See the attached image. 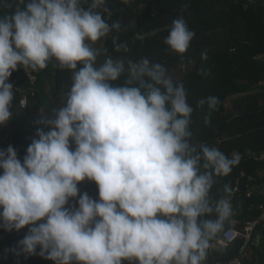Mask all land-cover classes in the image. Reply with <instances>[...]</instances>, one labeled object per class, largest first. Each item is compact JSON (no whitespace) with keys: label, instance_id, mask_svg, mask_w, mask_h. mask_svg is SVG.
<instances>
[{"label":"clouds","instance_id":"9594fccd","mask_svg":"<svg viewBox=\"0 0 264 264\" xmlns=\"http://www.w3.org/2000/svg\"><path fill=\"white\" fill-rule=\"evenodd\" d=\"M86 2L18 0L0 15V125L12 117L8 81L18 66L72 72L64 105L51 116L41 109L23 161L11 145L0 150V228L28 229L10 251L54 264H204L233 215L229 186L215 201L211 190L240 158L192 142L194 109L162 64L109 57L97 66L93 45L121 25L104 18L106 0ZM194 36L181 17L164 43L183 55ZM116 40L117 52L128 51ZM218 103L208 96L198 106ZM85 180L98 198L80 193Z\"/></svg>","mask_w":264,"mask_h":264},{"label":"trees","instance_id":"16d2710c","mask_svg":"<svg viewBox=\"0 0 264 264\" xmlns=\"http://www.w3.org/2000/svg\"><path fill=\"white\" fill-rule=\"evenodd\" d=\"M17 3L18 0H8L11 7L0 6V15L13 12ZM89 3L87 0L83 6L87 7ZM106 6L111 12L110 17L104 14L106 21L121 25L119 32L113 31L102 38L103 45L112 55L126 63L127 60L138 61L146 57L152 63L162 64L168 74H180L174 83H183L188 103L194 109L190 125L194 144L215 147L222 141L219 150L226 156L236 148L264 151V5L247 7L246 0H128L127 3L106 0ZM181 17L195 33L183 55L173 52L164 43L172 22ZM113 37H117L116 43L126 44L128 51L117 52ZM93 47L99 52L98 45ZM202 53L207 54L206 59L202 58ZM200 69L207 75L200 74ZM15 75L20 77L21 91H27L29 95L33 91L35 96H30L29 108L21 110L20 92L14 94L10 109L12 117L0 125V139L10 135L11 146L22 162L28 146L36 138L38 112L43 109L51 116L53 109L58 110L64 105L72 84V72L50 63L47 68L32 73L36 76L34 82L22 67L18 66L11 77ZM125 79L126 74L114 83L123 84ZM208 96L219 100L217 108L211 112L207 104L198 106V101ZM237 97L232 105L234 110L227 108V100ZM206 116H209V124L204 123ZM7 148L0 146V150ZM259 168L264 170V166L248 163L235 165L229 175L216 178L211 196L215 199L224 196L225 185L232 194L242 170L257 175ZM245 183L247 179L243 180ZM259 186H264V174ZM78 187L81 194L87 192L93 199L98 198L94 182L85 180ZM77 200H70L71 205L78 207ZM237 206L242 221L256 219L263 214L264 196L239 198ZM27 230L25 227L19 232H8L0 228V264H54L38 254L28 257L13 255L10 249L17 246ZM256 236L261 237V242L251 246V258L246 264H264V222L257 227ZM243 243L241 239L230 247H222L225 259L238 255Z\"/></svg>","mask_w":264,"mask_h":264},{"label":"built area","instance_id":"2783aa9c","mask_svg":"<svg viewBox=\"0 0 264 264\" xmlns=\"http://www.w3.org/2000/svg\"><path fill=\"white\" fill-rule=\"evenodd\" d=\"M247 6H256V5H263L264 0H246ZM13 85L14 94L16 92H20V99H19V107L21 110H27L30 104V96L34 97L35 93L32 91L29 95L27 91H21L20 87V77L15 75L9 78V81ZM13 144V140L10 136H5L4 138L0 139V146L9 147ZM220 146V143L218 144ZM234 156H238L240 160H245L248 162H256L261 163L264 162V152L257 153L251 149L241 150L236 149L232 151L228 157L233 158ZM243 176H247L249 183L251 184L250 187L258 182L256 176L247 174L245 172L242 173ZM264 189V186H263ZM240 182L236 188L237 192H240ZM250 196V193H248ZM69 204H72V201H69ZM264 221V217L258 218L256 220H248L243 223L242 228L238 227L239 221L232 219L229 220V227L224 229L221 234V243L225 245H231L238 241L239 238H244V243L239 249L238 255L235 257L230 258L227 261L224 260H214L209 261L208 259L205 260L204 264H244V259L249 255V248L255 243L254 233L256 228L262 224Z\"/></svg>","mask_w":264,"mask_h":264},{"label":"crops","instance_id":"0c3cea01","mask_svg":"<svg viewBox=\"0 0 264 264\" xmlns=\"http://www.w3.org/2000/svg\"><path fill=\"white\" fill-rule=\"evenodd\" d=\"M263 5H264V2H263ZM246 6H247V2H246ZM256 6H261V5H256ZM248 7V6H247ZM250 7V6H249ZM29 76H30V78L32 79V81L34 82L35 80H36V76H33L32 75V73H30L29 74ZM262 85H264V81L262 82ZM243 95H241V96H239V97H242ZM239 97H237V98H231V99H229V100H227V102H226V106H227V108H229L230 110H234V106H232V105H234V100H236V99H238ZM30 102H32V100H30ZM30 105V104H29ZM40 112H38V114H39ZM22 117H24L25 115L24 114H22L21 115ZM8 136H10V135H8ZM220 143V146H218V144ZM222 146V141H219L217 144H215V147L216 148H220ZM236 149H239V148H236ZM236 149H234V150H236ZM247 149H250V148H247ZM234 150H232V151H234ZM244 150H246V149H244ZM252 150V149H251ZM231 151V152H232ZM254 151V150H253ZM230 152V153H231ZM255 152H257V151H255ZM264 152V151H263ZM263 152H257V153H263ZM229 153V154H230ZM228 154V155H229ZM227 155V156H228ZM240 163H248V164H251V165H255V166H259V167H263L264 166V162H261V163H256V162H248V161H245V160H240L239 161V163L237 164V165H240ZM243 172H245V173H247V174H251V173H249L248 171H246V170H242L241 172H240V176H239V178L237 179V182H236V185H235V187H234V190H232V194H231V196H230V200H231V204H232V208H233V215H232V219H235V220H237V221H239V224H238V227H240V228H242V226H243V223L245 222V221H242L240 218H239V215H240V213H239V209H238V206H237V203H238V200H239V198H243V197H247L248 199H251L253 196L255 197V196H264V189L261 187V186H259V180L262 178V176H263V174H264V170H263V168H259L258 170H257V175H254V174H251V175H254V176H256V178L258 179V182L256 183V184H254V185H252L251 187H250V183H249V180H248V178H247V176H243L242 175V173ZM244 179H247V183H245V185L243 184V180ZM240 182V192H237L236 191V188H237V186H238V183ZM243 187H245V188H243ZM248 193H250V196H248ZM212 199L215 201V200H218V199H215V198H213L212 197ZM261 209H263V207H261ZM264 210V209H263ZM261 217H264V211H263V214L260 216V217H258V218H261ZM258 218H256V219H258ZM256 219H253V220H256ZM246 221H248V220H246ZM264 222V221H263ZM261 225V224H260ZM227 227H229V221L228 222H226V224H225V229L227 228ZM257 229V228H256ZM256 231V230H255ZM221 234L222 233H220L219 234V236H218V238L216 239V240H214L213 242H212V247L208 250V256H207V259L209 260V261H214V260H217V259H220V260H224V261H227L226 259H225V253H223V248L222 247H224V246H226V247H230L231 245H225V244H223V243H221ZM254 237H255V233H254ZM4 238V235L2 236V239ZM241 239H243L244 240V238H239L238 239V241L239 240H241ZM237 241V242H238ZM260 242H261V237L260 236H256L255 237V243L254 244H260ZM235 244V243H234ZM251 248L252 247H250L249 248V255L246 257V259H244V264H246V261L247 260H249L250 258H251ZM229 260V259H228Z\"/></svg>","mask_w":264,"mask_h":264},{"label":"rangeland","instance_id":"374dc122","mask_svg":"<svg viewBox=\"0 0 264 264\" xmlns=\"http://www.w3.org/2000/svg\"><path fill=\"white\" fill-rule=\"evenodd\" d=\"M96 46L98 45V47H100L99 50V55L97 56V66H99L100 64H102L107 58L111 57L113 59H117L114 55H112L103 45V40H99L97 42H95ZM94 44V45H95ZM93 45V46H94ZM126 63V62H125ZM169 76H171V78L174 80L178 79L180 77V74L177 72H170V74H168Z\"/></svg>","mask_w":264,"mask_h":264}]
</instances>
